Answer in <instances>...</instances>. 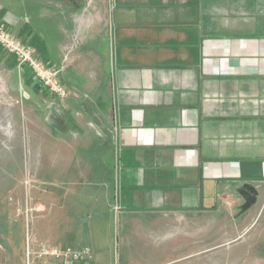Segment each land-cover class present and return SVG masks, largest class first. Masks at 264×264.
<instances>
[{"label":"crops","instance_id":"crops-1","mask_svg":"<svg viewBox=\"0 0 264 264\" xmlns=\"http://www.w3.org/2000/svg\"><path fill=\"white\" fill-rule=\"evenodd\" d=\"M0 21L78 92L51 96L0 48V122L10 114L13 125L12 150L1 155L17 156L16 171L31 170L24 157L33 156V170L48 165L100 185L123 249L142 251L138 262L148 241L191 255L235 242L256 223L264 0H0ZM100 226V218L82 224L77 240L107 264L110 253L92 236ZM20 230L1 231L0 264H22ZM204 234L223 239L201 246Z\"/></svg>","mask_w":264,"mask_h":264},{"label":"rangeland","instance_id":"rangeland-1","mask_svg":"<svg viewBox=\"0 0 264 264\" xmlns=\"http://www.w3.org/2000/svg\"><path fill=\"white\" fill-rule=\"evenodd\" d=\"M7 118H4L3 123L0 122V135L3 137L0 142V233L9 226L12 230L21 229V233L24 234L26 228L23 222L24 216L29 218L34 241L48 240L62 245L78 246L80 245L77 240L78 232L82 224L100 218L99 233L92 236L99 242L96 248H101V253H107V258L110 253L107 264H264V212L260 214L254 225H248L245 234L235 242L220 244L208 251L187 255L185 250L178 252L159 250L162 246L159 247L156 243L151 244L148 241L149 256L143 262L136 261V254H142V251L136 244L129 249H123L119 216L114 210L102 204L100 192L103 189L100 185H96L95 182L89 184L81 182L78 173H75L76 177L74 173L69 172L66 179V173L50 172L48 165H45L43 170H33L36 167L32 162L33 156L24 157V162L30 165L31 170L24 168L16 171L14 166L17 163V156L1 155L12 150H10L12 141L7 139L9 134L4 128L9 123L8 130L13 129L11 115L8 114ZM41 142L48 151V143L44 140ZM28 143H32V140L26 138L23 144L28 145ZM42 158L47 160L48 156ZM35 160H38L36 156ZM8 167L12 168L8 169ZM108 167L106 166L108 171L104 172L105 176H109ZM55 174L62 176L57 183L52 180ZM108 185L109 182H106L104 186ZM37 204L43 205L41 211L36 210ZM28 207L32 209L27 213L25 209ZM222 239L221 235L204 234L201 235V246L202 242L208 244ZM3 241L0 237L1 245L4 244ZM91 248L94 251V247ZM143 248L144 246H141V249Z\"/></svg>","mask_w":264,"mask_h":264},{"label":"built area","instance_id":"built-area-1","mask_svg":"<svg viewBox=\"0 0 264 264\" xmlns=\"http://www.w3.org/2000/svg\"><path fill=\"white\" fill-rule=\"evenodd\" d=\"M0 48L13 55L19 66H27L35 80L43 86L51 96L60 100L68 99L78 94L75 89L66 86L58 78L59 69L48 61L37 57L32 46L22 38L13 34L4 22L0 21ZM8 132L9 123L4 127ZM37 211L43 209L37 204ZM32 207L25 211L30 212ZM25 225L23 264H96L93 251L89 245H62L48 240H33L30 231L29 218L23 216Z\"/></svg>","mask_w":264,"mask_h":264}]
</instances>
